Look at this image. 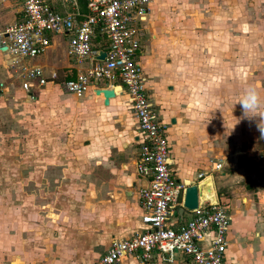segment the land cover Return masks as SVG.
<instances>
[{
    "label": "rangeland",
    "instance_id": "1",
    "mask_svg": "<svg viewBox=\"0 0 264 264\" xmlns=\"http://www.w3.org/2000/svg\"><path fill=\"white\" fill-rule=\"evenodd\" d=\"M160 10L166 16L164 32H157L161 37L145 68L159 86L149 91L158 118L178 120L186 145L197 152L218 201L230 212L248 204L263 207L260 118H243L236 102L248 85L264 100V0H165ZM138 28L139 47L148 49L145 25ZM61 40L64 54L66 39ZM86 66L87 61L81 67ZM3 67L1 57L0 264H82L64 259L72 255L74 240L91 232L102 237L105 232L107 242L115 238L111 223L99 228L94 216L106 211L96 193L106 172L90 163L85 148L96 143L83 130L93 105L86 101V107L83 97L53 86L29 99L16 88L12 70ZM236 119L240 122L231 130ZM213 163L221 164L218 172L211 171ZM212 196L214 201V191ZM232 198L241 208H231ZM182 218L190 216L186 212Z\"/></svg>",
    "mask_w": 264,
    "mask_h": 264
},
{
    "label": "built area",
    "instance_id": "2",
    "mask_svg": "<svg viewBox=\"0 0 264 264\" xmlns=\"http://www.w3.org/2000/svg\"><path fill=\"white\" fill-rule=\"evenodd\" d=\"M14 1L19 20L0 32V56L3 68L12 70L19 91L32 99L35 92L53 86L81 96L113 90L116 85L125 93L136 122L140 146L133 168L143 182L137 200L144 228L131 237L112 240L93 264H118L128 256L146 263L153 254L166 261L179 256L190 264H227L230 218L225 204L216 199L199 202L186 222L171 219L173 208L182 207L185 185L170 169L166 124L150 102L140 64L143 49L137 39L138 26L153 0H84L83 11L78 0H59L61 12H55L46 0ZM58 36L66 39L69 66L64 70L52 69L47 62ZM100 52L104 58L95 60ZM220 169V163L211 166V171ZM206 234H210L208 244L201 247Z\"/></svg>",
    "mask_w": 264,
    "mask_h": 264
},
{
    "label": "crops",
    "instance_id": "3",
    "mask_svg": "<svg viewBox=\"0 0 264 264\" xmlns=\"http://www.w3.org/2000/svg\"><path fill=\"white\" fill-rule=\"evenodd\" d=\"M46 1L55 12L62 11V6L59 0ZM163 1L165 0L152 1L149 14L144 18L142 23V25H145V29L149 35L151 47L148 49L145 48V50L143 49L142 56L140 57V64L146 80L148 78L146 83L148 87L147 89L151 92L152 90L153 92L155 90L157 91L159 86L156 81L149 80L150 71H145V68L147 62H149L151 56H153L149 55V53L153 50V44L156 42L155 39L161 37L160 33L164 32L161 27H163L162 22L166 21V16H164L163 12L160 10L161 2ZM17 11L18 8L14 0H3L0 3V32L15 21L19 20V15L16 13ZM158 31H160V35H158ZM61 39L62 38L59 36L54 38L53 45L48 53L47 62L51 66H57V69L59 70H64L69 66V62L66 57V51L62 54L60 50L61 43L64 42ZM51 51L53 52V57H50ZM1 57L2 56H0V58ZM164 88H167L168 91L172 90L171 86L165 85ZM113 90L114 97L109 100L107 106H103V99L101 97L94 96L90 92L82 94L79 97H83L84 102L86 103L87 101L88 103H91L94 108L91 109L89 113V116L93 117L84 121L83 124L85 136L89 135L92 139V136L94 135L93 140L96 142L93 143L92 141H89V144L85 146V148L91 152L89 156L90 163L94 162V165L99 166L102 171L105 170L106 172V179L100 189L96 192L99 193L98 202L100 203L101 208H105L106 211L100 209L99 213L96 212L94 216L101 221L99 228H107L108 222L111 223L110 227L114 230L112 234L115 236L112 240H121L140 233L144 228L139 221L141 211L137 200V189L143 182H141L134 174L133 168L140 146L136 122L129 110L125 93H123L121 88H118L116 85H114ZM37 94L38 92H35L32 99H34ZM157 97H154V99ZM155 100L157 103L160 101L158 98ZM160 120L166 124L170 169L174 178L179 182H183L185 187L191 184H199V186H201V201L205 199L211 201L213 191L215 199L218 201V189L214 184L212 175L206 174L207 172L202 168L201 163L197 158V152L186 145L185 142H187V140L181 133V128L178 126V120L172 117H169L166 120L165 116H162V119ZM171 120H174V123H171ZM197 175H201L203 178H197ZM209 178L211 179V183L208 182ZM210 185L211 191L207 190ZM256 195L258 197L260 194L256 193ZM261 195L264 198V193ZM95 198H97V195ZM240 200L242 202L244 201V203H249L246 199L243 200L241 198ZM98 202L95 201V203ZM228 202L231 204V208H243L238 211L231 210V214L228 210L229 207L227 206L230 227L227 233L228 245L225 255L226 263L264 264V206L261 208H250L251 204H248L247 207H237L235 204V198L228 200ZM107 208H111L110 217ZM112 209L113 213H111ZM174 210L177 211L176 216ZM92 211L93 210H90V212ZM186 212L187 211L179 205L175 206L172 210V221H179L181 224L186 222L187 220L183 221L184 219L182 218V215ZM187 213L191 218L190 212ZM209 238L210 234H206L204 240L200 243V246L206 247ZM112 240L107 242L105 232L103 237L102 235H98L97 232L87 233L80 241L76 242L74 240L72 245V255L68 252L66 254L71 256L65 255L64 259L67 262L75 260L81 261L82 264H93L105 253ZM102 246H104V248L101 250ZM150 263L190 264L179 256H174L172 260L166 261L165 258H161L156 254H153L151 259L146 263H143L132 256H128L118 264Z\"/></svg>",
    "mask_w": 264,
    "mask_h": 264
},
{
    "label": "clouds",
    "instance_id": "4",
    "mask_svg": "<svg viewBox=\"0 0 264 264\" xmlns=\"http://www.w3.org/2000/svg\"><path fill=\"white\" fill-rule=\"evenodd\" d=\"M241 106L243 118L251 120L254 117H259L258 130L264 135V100L254 85H248L243 89L240 99L236 102ZM235 104V105H236ZM236 123L232 129L240 122L236 119Z\"/></svg>",
    "mask_w": 264,
    "mask_h": 264
},
{
    "label": "water",
    "instance_id": "5",
    "mask_svg": "<svg viewBox=\"0 0 264 264\" xmlns=\"http://www.w3.org/2000/svg\"><path fill=\"white\" fill-rule=\"evenodd\" d=\"M1 50H4V48H1ZM103 58H104V53L100 52L98 56L95 57V60H102ZM93 95L101 97L103 99L102 101L103 106H107L109 100L114 97V92L112 90H107V89L94 90ZM171 123H174V120H171ZM204 201H209L212 203V201L207 200V199L202 200V201L200 200L199 184L198 185L191 184L184 188L183 197H182V208L185 211L190 212L192 210H195L197 208L198 203L199 202L202 203Z\"/></svg>",
    "mask_w": 264,
    "mask_h": 264
},
{
    "label": "trees",
    "instance_id": "6",
    "mask_svg": "<svg viewBox=\"0 0 264 264\" xmlns=\"http://www.w3.org/2000/svg\"><path fill=\"white\" fill-rule=\"evenodd\" d=\"M78 4H79V7H80V10L83 11V8H84V0H78Z\"/></svg>",
    "mask_w": 264,
    "mask_h": 264
},
{
    "label": "bare ground",
    "instance_id": "7",
    "mask_svg": "<svg viewBox=\"0 0 264 264\" xmlns=\"http://www.w3.org/2000/svg\"><path fill=\"white\" fill-rule=\"evenodd\" d=\"M202 180H203V179H202ZM202 180H201V181H202ZM200 189H201V186H199V191H200ZM212 202H213V201H212Z\"/></svg>",
    "mask_w": 264,
    "mask_h": 264
}]
</instances>
